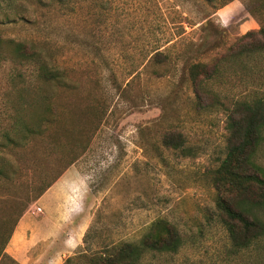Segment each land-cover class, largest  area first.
<instances>
[{"label":"rangeland","instance_id":"374dc122","mask_svg":"<svg viewBox=\"0 0 264 264\" xmlns=\"http://www.w3.org/2000/svg\"><path fill=\"white\" fill-rule=\"evenodd\" d=\"M262 26L264 0H0V142L16 123L30 130L0 147V168L4 157L10 164L0 175V245L29 200L19 245L30 264L84 263L158 219L177 227L180 245L138 264H264V237L230 251L210 181L229 109L264 97V50H228ZM18 41L59 80L39 76L40 61L15 53ZM197 62L217 63L211 107L196 105L188 70ZM167 130L182 132L184 146L165 147ZM255 158L264 167V141Z\"/></svg>","mask_w":264,"mask_h":264},{"label":"trees","instance_id":"16d2710c","mask_svg":"<svg viewBox=\"0 0 264 264\" xmlns=\"http://www.w3.org/2000/svg\"><path fill=\"white\" fill-rule=\"evenodd\" d=\"M263 50L264 26L239 38L228 50V55L237 57ZM15 53L22 59L34 57L40 61L39 52L25 41L15 43ZM38 70L39 76L46 81L53 82L60 78L44 59L39 62ZM216 70V62H197L189 67V79L199 108L211 107L219 101L218 94L207 85V80ZM225 129V153L220 164L211 172L210 181L217 193L215 204L219 220L227 232L230 251L237 254L257 247L264 237V219L260 216L264 210V167L255 158L264 141V97L235 101L228 111ZM26 131H30L28 126L20 122L14 124L11 132L5 134L4 142H0V147L17 146L19 139L26 136ZM162 144L168 148H181L185 144V137L180 131L167 130L163 133ZM2 161L6 163L4 167L10 165L5 157ZM3 168H0V175L4 173ZM49 185L46 184L35 198ZM28 204L29 200L20 208L9 234L1 242L0 256L5 255L15 261L3 251ZM180 242L177 227L169 221L158 219L138 240L122 241L112 249L94 253L86 262L76 264H138L143 253L176 251ZM72 262L70 257L65 260L66 264Z\"/></svg>","mask_w":264,"mask_h":264},{"label":"crops","instance_id":"0c3cea01","mask_svg":"<svg viewBox=\"0 0 264 264\" xmlns=\"http://www.w3.org/2000/svg\"><path fill=\"white\" fill-rule=\"evenodd\" d=\"M23 217L22 219H19L14 230L13 233L9 239L10 245H12V247L9 248L8 253L10 255H12V257H14V259H16L19 263L21 264H30L28 262H25L23 256H22V248L20 247V243H19V239L22 238V233L24 230V223H23ZM73 245V242L70 240H68V246Z\"/></svg>","mask_w":264,"mask_h":264},{"label":"built area","instance_id":"2783aa9c","mask_svg":"<svg viewBox=\"0 0 264 264\" xmlns=\"http://www.w3.org/2000/svg\"><path fill=\"white\" fill-rule=\"evenodd\" d=\"M30 213L32 214H36L38 213L39 211H41V208L39 206H30L29 210H28Z\"/></svg>","mask_w":264,"mask_h":264}]
</instances>
